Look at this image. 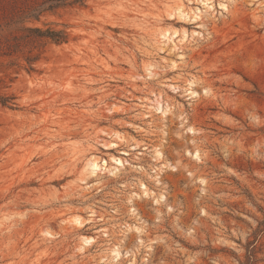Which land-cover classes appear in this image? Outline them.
<instances>
[{
    "label": "rangeland",
    "instance_id": "obj_1",
    "mask_svg": "<svg viewBox=\"0 0 264 264\" xmlns=\"http://www.w3.org/2000/svg\"><path fill=\"white\" fill-rule=\"evenodd\" d=\"M41 1L0 0V18ZM182 2L58 8L33 25L67 42L0 65L17 104L0 103V264H264V0Z\"/></svg>",
    "mask_w": 264,
    "mask_h": 264
},
{
    "label": "trees",
    "instance_id": "obj_2",
    "mask_svg": "<svg viewBox=\"0 0 264 264\" xmlns=\"http://www.w3.org/2000/svg\"><path fill=\"white\" fill-rule=\"evenodd\" d=\"M86 0H43L30 8L20 9L0 18V65L5 66L6 60L10 59V65L19 64L23 59L27 63L28 70H35L34 63L38 56L34 52L35 41L64 43L69 40L66 29H57L51 26L45 28L33 25L40 21L47 12H54L58 8L76 4L84 5ZM30 47V48H29ZM34 47V48H33ZM0 76V89L7 87ZM0 103L11 108L17 106L13 94H0ZM254 255L248 256L246 264H252Z\"/></svg>",
    "mask_w": 264,
    "mask_h": 264
},
{
    "label": "bare ground",
    "instance_id": "obj_3",
    "mask_svg": "<svg viewBox=\"0 0 264 264\" xmlns=\"http://www.w3.org/2000/svg\"><path fill=\"white\" fill-rule=\"evenodd\" d=\"M165 1L167 3V8L171 14L179 12L181 15L187 16L188 12L185 11L184 4H183L182 0H165ZM200 1L206 7V12L212 13L215 10L214 0H200ZM230 1H233V0H222V2H219V7L221 9L226 10V11H230ZM202 13H203L202 9L196 8L195 10H193V15L195 16V19H202L203 18ZM159 34L162 35L164 38L168 39L169 41L175 42V37L178 36V30L177 29L172 30V29L167 28V27L166 28H159ZM192 94H196V91H192ZM156 102H157L156 109H162V111L164 113H166L168 111V110L163 109L162 101L159 98L156 99ZM190 130L194 131L193 128H190ZM116 138L123 139L122 136H119V134H116ZM155 154L158 158H161L163 156V152L161 151V148L156 147L155 148ZM191 154L194 158H196L198 160L201 159V155H200L199 150H195ZM114 159L117 160L120 164L123 163V160L121 158H114ZM106 165H107L106 161H104V163L102 165V164H100L98 158H96V157H91L86 164L88 169H90L89 171L91 174H97L99 171H101L103 169L107 170ZM114 169L116 171L120 170V168H118L117 166H115ZM142 193H145V195H151V193H153V192L148 188L147 185H144ZM136 195H138V193H136ZM165 198H166V195L161 193L156 198V201L157 202L162 201ZM74 221L76 223L82 225L84 223V221H86V220L83 219V217L81 215H76ZM96 240L97 239L94 236H84V238H83L84 245L82 246V248H85L86 245H91ZM110 255H112L111 256L112 260H115V261H119L125 256L122 253V250H121L119 245L114 246L110 249ZM126 255L130 256V255H134V253H130V251H127ZM146 260H149V259L147 258Z\"/></svg>",
    "mask_w": 264,
    "mask_h": 264
}]
</instances>
